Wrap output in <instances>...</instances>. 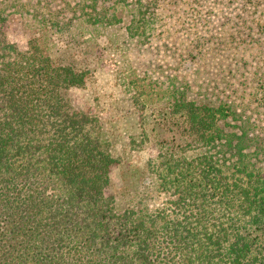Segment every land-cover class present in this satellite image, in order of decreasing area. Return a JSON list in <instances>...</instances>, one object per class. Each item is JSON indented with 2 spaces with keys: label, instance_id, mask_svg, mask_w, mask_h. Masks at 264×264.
<instances>
[{
  "label": "trees",
  "instance_id": "1",
  "mask_svg": "<svg viewBox=\"0 0 264 264\" xmlns=\"http://www.w3.org/2000/svg\"><path fill=\"white\" fill-rule=\"evenodd\" d=\"M118 1L0 0V264H264V71L249 110L171 95L181 140L149 162L171 207H121L109 192L116 139L67 90L92 76L78 29L122 22ZM131 1L125 29L144 38L155 4ZM14 13L31 31L23 49L3 30ZM241 26L263 34L264 10Z\"/></svg>",
  "mask_w": 264,
  "mask_h": 264
},
{
  "label": "rangeland",
  "instance_id": "2",
  "mask_svg": "<svg viewBox=\"0 0 264 264\" xmlns=\"http://www.w3.org/2000/svg\"><path fill=\"white\" fill-rule=\"evenodd\" d=\"M150 1L155 7L147 18L154 19L144 38L128 35L125 26L136 11L134 2L124 0L115 10L122 22L98 29L83 25L76 33L79 43L73 44L77 60L86 61L92 76L85 86L67 93L76 108L96 110L116 139L113 155L119 162L111 167L109 192L121 207L140 200L150 207H171L174 196L157 186L150 166L157 162L160 147L181 140L176 129L184 117L169 114L171 95L224 99L239 108L248 104L249 110L264 71L259 40L264 41V33L241 26L260 15L264 0L251 7L242 5L246 0ZM22 21L14 13L3 26L7 39L21 49L31 36ZM141 90L142 100L136 93ZM248 110L260 119L255 109L253 114Z\"/></svg>",
  "mask_w": 264,
  "mask_h": 264
}]
</instances>
